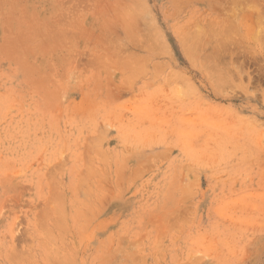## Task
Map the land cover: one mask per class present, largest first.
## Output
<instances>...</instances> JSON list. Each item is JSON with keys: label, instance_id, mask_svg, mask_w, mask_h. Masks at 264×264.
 Instances as JSON below:
<instances>
[{"label": "rangeland", "instance_id": "374dc122", "mask_svg": "<svg viewBox=\"0 0 264 264\" xmlns=\"http://www.w3.org/2000/svg\"><path fill=\"white\" fill-rule=\"evenodd\" d=\"M231 1L0 0V264H264V0Z\"/></svg>", "mask_w": 264, "mask_h": 264}, {"label": "bare ground", "instance_id": "6f19581e", "mask_svg": "<svg viewBox=\"0 0 264 264\" xmlns=\"http://www.w3.org/2000/svg\"><path fill=\"white\" fill-rule=\"evenodd\" d=\"M185 1H186V0H185ZM232 1L234 2V0H232ZM232 1H231V3L233 4ZM246 1H247V0H245V2H246ZM256 1H257V0H256ZM228 2H230V1H228ZM237 2H238V4H239L240 0H239V1L237 0L236 2H234L235 5H236ZM243 2H244V1H242V4H243ZM251 2H252V1H251ZM240 3H241V2H240ZM249 3H250V0H249ZM263 3H264V2H263ZM224 4H225V3H224ZM243 5H244V4H243ZM246 5H247V4H246ZM252 5H253V4H252ZM243 7H244V6H243ZM246 7H247V6H246ZM250 7H251V6H250ZM258 7H259V6H258ZM260 7H261V6H260ZM253 8H254V7H253ZM262 8H264V7H262ZM130 9H132V8H130ZM130 9H129V13H131V12H130ZM242 9H244V8H242ZM256 9H257V7H256ZM256 9H255V10H256ZM123 10H124V9H123ZM125 10H126V9H125ZM132 10H133V9H132ZM132 10H131V11H132ZM252 10H253V9H252ZM127 11H128V10H127ZM127 11H126V12H127ZM257 11H258V9H257ZM257 11H256V12H257ZM259 12H260V11H258L257 13H259ZM261 12H262V10H261ZM261 12H260V13H261ZM240 13H241V12H240ZM254 13H255V12L253 11V14H254ZM263 13H264V12H263ZM250 15H251V14H250ZM255 15L257 16V14H255ZM262 15H263V14H262ZM235 16H236V15H235ZM235 16H234V17H235ZM252 16H253V15H252ZM256 16H255V17H256ZM260 16H261V15H260ZM127 17H128V16H127ZM239 17H241V16H239ZM253 17H254V16H253ZM261 17H262V16H261ZM223 18H224V17H223ZM259 18H260V17H259V14H258V19H259ZM262 18H263V17H262ZM122 19H123V18H122ZM131 19H132V18H131ZM231 19H232V18H231ZM260 19H261V18H260ZM260 19H259V20H260ZM233 20H234V19H233ZM254 20H256V19H254ZM263 20H264V19H263ZM263 20H262V21H263ZM123 21H124V20H123ZM229 21H230V20H229ZM240 21H241V19H240ZM251 21H252V20H251ZM211 22H212V21H211ZM230 22H231V21H230ZM248 22H249V21H248ZM253 22H254V21H253ZM133 23H134V22H133ZM232 23H233V22H232ZM257 23H258V21H257ZM228 24H229V22H228ZM234 24H235V23H234ZM246 24H247V23H246ZM124 25H125V24H124ZM229 25H231V23H230ZM247 25H248V24H247ZM257 25H258V24H257ZM125 26H126V25H125ZM125 26H124V27H125ZM209 26H210V25H209ZM209 26H208V27H209ZM232 26H233V25H232ZM232 26H231V27H232ZM234 26H235V25H234ZM248 26H250V25H248ZM127 27H128V26H127ZM125 28H126V27H125ZM133 28H134V27H133ZM150 28H151V27H150ZM233 28H234V27H233ZM262 28H263V26H262ZM151 29H152V28H151ZM227 29H228V28H227ZM126 30H127V29H126ZM135 30H136V29H135ZM153 30H154V29H153ZM212 30H213V29H212ZM208 31H209V30H208ZM124 32H125V31H124ZM197 32H198V31H197ZM33 33H34V32H33ZM220 33H221V32H220ZM238 33H239V32H238ZM250 33L252 34V32H250ZM125 34H126V33H125ZM194 34H195V33H194ZM236 34H237V33H236ZM31 35H32V34H31ZM54 35H55V34H54ZM132 35H133V34H132ZM132 35H130V36H132ZM222 35H224V34H222ZM228 35H229V34H228ZM249 35H250V34H249ZM135 36H136V35H135ZM196 36H197V35H196ZM196 36H195V37H196ZM205 36H206V35H205ZM210 36H211V35H210ZM181 37H182V35H181ZM190 37H191V36H190ZM190 37L188 36V39H189ZM207 37H208V36H207ZM232 37H233V36H232ZM243 37H244V36H243ZM229 38H230V37H229ZM245 38H246V37H245ZM220 39H221V37H220ZM232 39H233V38H232ZM198 40H200V39H198ZM210 40H211V39H210ZM223 40H224V42H225V39H223ZM233 40H234V39H233ZM186 41H187V40H186ZM263 41H264V40H263ZM192 42H193V40H192ZM218 42H220V40H217V43H218ZM229 42H230V41H229ZM233 42H234V41H233ZM239 42H240V39H239ZM204 43H209V42H206V41H205V42H203V44H204ZM215 43H216V41L213 42V44H215ZM217 43H216V44H217ZM231 43H232V42H231ZM231 43H230V45H231ZM234 43H235V42H234ZM236 43H237V42H236ZM199 44H200V43H199ZM199 44H198V45H199ZM216 44L214 45V47H217ZM221 44H223V43H221ZM243 44H244V43H243ZM223 45H224V44H223ZM223 45H222V46H223ZM232 45H233V44H232ZM238 45H239V44H238ZM238 45H236V46H238ZM188 46H189V45H188ZM219 46H220V45H219ZM191 47H192V46H191ZM191 47H190V48H191ZM193 47H194V45H193ZM202 47H204V46H202ZM188 48H189V47H187V51H188ZM196 48H197V47H196ZM263 48H264V47H263ZM197 49H199V48H197ZM214 49H215V48H214ZM216 49H217V48H216ZM220 49H221V48H220ZM225 49H226V48H225V46H224V48H222L221 50H225ZM211 50H212V49H211ZM227 50H228V49H227ZM190 51L192 52L191 49H190ZM206 51H207V50H206ZM206 51H205V52H206ZM213 51H214V50H213ZM213 51H212V53H213ZM191 52H190V53H191ZM196 52H198V51L196 50ZM214 52H215V51H214ZM216 52H217V51H216ZM220 52H222V51H220ZM232 52H233V51H232ZM188 53H189V51H188ZM224 53H225V52H224ZM191 54H192V53H191ZM196 54H197V53H196ZM204 54H205V53H204ZM207 54H209V53H207ZM215 54H216V53H214V55H215ZM217 54L219 55V52H218ZM223 55H224V54H223ZM214 57H215V56H214ZM221 57H222V56H221ZM204 58H205V57H204ZM210 58H211V57H210ZM210 58H209V60H210ZM217 58H218V57H217ZM205 59H206V58H205ZM205 59H204V60H205ZM202 60H203V59H202ZM231 60H232V59H231ZM210 61H211V60H210ZM204 62H206V61H204ZM204 62H203V63H204ZM216 62H217V61H216ZM227 62H228V61H227ZM224 63H225V62H224ZM205 65H206V63H205ZM211 65H212V64H211ZM207 66H208V65H207ZM208 67H210V66H208ZM205 68H207V67H205ZM238 68H239V67H238ZM217 69H218V67H217ZM229 69H230V68H229ZM211 70H212V69H211ZM220 70H221V69H220ZM226 70H228V69H226ZM206 71H207V70H206ZM226 72H227V71H226ZM227 73H228V72H227ZM231 74H232V73H231ZM221 75H222V74H221ZM233 75H234V74H233ZM219 76H220V75H219ZM223 76H224V75H223ZM229 76H230V75H229ZM222 78H223V77H222ZM232 78H233V76H232ZM214 81H215V83H216V81H218V80L215 79ZM214 81H213V82H214ZM219 82H220V81H219ZM223 83H224V82H223ZM218 84H219V83H218ZM214 85H215V84H214ZM220 85H221V84H220ZM224 85H225V84H224ZM226 85H227V84H226ZM221 87H222V86H221ZM216 88H217V87H216ZM138 153H140V151H139ZM138 153H137V155H138ZM141 154H143V153H141ZM140 157H141V156H140ZM58 259H59V258H58ZM58 259H56V260H58ZM66 260H67V259H66ZM66 260H65V261H66ZM62 262H64V261H62ZM57 263H58V262H57ZM60 263H61V262H60ZM60 263H59V264H60ZM64 263L66 264L67 262H64ZM69 263H73V262L70 261Z\"/></svg>", "mask_w": 264, "mask_h": 264}]
</instances>
